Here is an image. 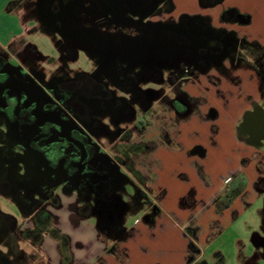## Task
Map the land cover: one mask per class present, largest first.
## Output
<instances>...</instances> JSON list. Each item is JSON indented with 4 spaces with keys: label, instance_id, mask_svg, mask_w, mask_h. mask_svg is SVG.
Segmentation results:
<instances>
[{
    "label": "flooded vegetation",
    "instance_id": "1",
    "mask_svg": "<svg viewBox=\"0 0 264 264\" xmlns=\"http://www.w3.org/2000/svg\"><path fill=\"white\" fill-rule=\"evenodd\" d=\"M175 2H35L41 25L61 36V62L82 55L92 59L90 69L73 74L63 66L46 70L50 59L32 43L0 51V264H35L31 259L37 254L26 261L18 243L36 244L41 252L40 243L56 228L52 208H61L65 197L73 198L69 204L78 214H95L102 229L123 232L119 224L129 205L121 192L130 174H140L130 147L146 152V158L157 143V138L130 142V122L150 120L154 102L164 109L159 118L164 141L181 117L197 110L199 100L185 86L201 77L218 82L225 76L236 87L249 80L264 96V43L241 31L251 16L229 8L222 25H215L208 16L176 14ZM163 69L170 71L168 89L142 87L146 81L165 82ZM251 89L242 97L247 107L240 110L236 129L254 149L242 160L253 176L252 192H243L255 194L263 214L264 110ZM209 110L218 116L214 107ZM148 120L132 125L145 134ZM245 202L246 208L252 204ZM250 244L257 264H264V216Z\"/></svg>",
    "mask_w": 264,
    "mask_h": 264
},
{
    "label": "crops",
    "instance_id": "2",
    "mask_svg": "<svg viewBox=\"0 0 264 264\" xmlns=\"http://www.w3.org/2000/svg\"><path fill=\"white\" fill-rule=\"evenodd\" d=\"M37 1L0 0V51L31 43L26 38L37 30L48 32L33 13ZM185 88L192 99L199 100L197 110L170 128V139L163 141L159 134L150 138H157L155 147L144 162L135 161L139 177L130 174L152 200L151 205L139 208L146 212L143 219L136 217L130 225L126 219L132 208L129 205L119 224L125 232L122 236L111 227L102 229L95 214L80 215L70 204L52 208L54 224L69 238L65 264H197L206 240L222 228L214 211L217 217L227 218L235 213L234 205L246 201L244 192L250 191L253 176L242 160L254 149L240 140L236 124L240 110L247 107L242 97L250 90L245 83L234 86L225 76L218 82L201 77ZM210 107L218 116L209 115ZM167 147L177 152L159 157ZM198 147L202 152L195 150ZM169 181L180 182L182 192L171 189ZM241 183H245V191L229 207L218 209L216 202ZM166 197L171 198L172 206L166 205ZM183 209L181 217L178 210ZM40 245L35 264H62L58 240L47 236Z\"/></svg>",
    "mask_w": 264,
    "mask_h": 264
},
{
    "label": "rangeland",
    "instance_id": "3",
    "mask_svg": "<svg viewBox=\"0 0 264 264\" xmlns=\"http://www.w3.org/2000/svg\"><path fill=\"white\" fill-rule=\"evenodd\" d=\"M175 3L177 6V10L175 12L176 14L180 12H187L208 16L211 19H214L215 25H222L221 17L226 10L229 8H236L241 11L242 14H248L251 16V18H253L252 22H250L248 25L241 26V31H243L242 33L264 43V0H225L223 3H220L215 7L205 5V0H176ZM227 26L230 27L231 24H228ZM26 40L34 44L36 49L42 53L43 56H46L50 59V62H45L43 64V67L46 70H51L52 66H63L68 67L69 71L73 74L74 72L80 70L90 69L93 66L92 59L84 55L80 56L76 62H72L70 64L61 62L59 50L61 36L55 31L42 33L37 30L36 32H33L31 35L27 36ZM162 72L166 77L165 82L157 83L153 81H146L142 83V87L144 89L150 88L158 91L168 89L171 85L168 80L170 71L163 69ZM245 85L247 91L252 90L251 88H253V93H256V98L260 102V107L264 110V96H261L262 92L258 89V87L256 88V83L246 80ZM135 107L137 110L139 109L138 105ZM152 108L154 109V113L152 114L150 120L146 119L149 122V126H147V129H145L146 131L144 130L147 134L138 132L132 125L134 122H138V125L140 126V124H143V122L146 121L145 119H143V122L139 123L135 117L134 120L130 122V130H133L130 142L142 143L144 140H148L159 134L158 132H160L161 129V122L159 118L164 109L162 105L159 104V102H154L152 104ZM196 137H199V135ZM130 151H132V160H138L140 163L146 160V152L144 153L140 149L134 147H130ZM134 152L136 153L134 154ZM176 152L177 149L172 151V149L167 147L166 149H163L158 156L170 157ZM169 184L171 189L176 191L181 190L182 192L183 188H181L182 186L180 185V182H175V184H172V182L169 181ZM124 187L125 190L121 192L122 199L132 207L131 212L127 213L126 219L128 223L132 225L136 217L143 219L146 213L144 210L140 211L139 208H143L142 205H151L152 200L149 196L144 194L130 178ZM250 191L252 192V190ZM251 192L247 193V195L245 194L246 196L244 198L247 203H252L249 207L246 208V202L243 201V203H241L240 201V205L238 207L234 205L235 213L228 215L227 218L217 217V214L214 211L216 219L219 221V223L222 222V228L219 230L215 229V235L206 240L203 256L197 264L259 263L258 260L254 258V252L252 251L250 242L253 240L254 233L263 227L264 213L262 214L261 201L259 199L257 200L255 194ZM70 201H73V198L65 197L62 202L63 206L66 207L67 204L71 203ZM165 202L167 206L173 205V202L169 197L165 198ZM2 203L4 208L9 206L5 200H3ZM62 210L66 209L63 208ZM178 211V215L183 217L181 214L184 213L185 210L183 209ZM26 223L28 225L30 224L29 222ZM67 227L65 228V232L69 230V226ZM102 233L105 238H111L110 234L107 232ZM17 250H21L25 253L24 259H26V261L31 263L32 260V263H34L36 261V257L31 259V254L35 252L37 254L36 256H38V250H40V247L36 244L22 241L18 243Z\"/></svg>",
    "mask_w": 264,
    "mask_h": 264
},
{
    "label": "trees",
    "instance_id": "4",
    "mask_svg": "<svg viewBox=\"0 0 264 264\" xmlns=\"http://www.w3.org/2000/svg\"><path fill=\"white\" fill-rule=\"evenodd\" d=\"M245 187V183H241L237 188L230 189L224 197H222L216 202L217 207L219 209H225L226 207L230 206L233 200L244 191ZM124 234L125 233L122 232L120 235L123 236ZM52 236L59 242V251L63 259L62 264H65L67 260H69V238L68 236L61 233L58 228H55L53 230Z\"/></svg>",
    "mask_w": 264,
    "mask_h": 264
},
{
    "label": "water",
    "instance_id": "5",
    "mask_svg": "<svg viewBox=\"0 0 264 264\" xmlns=\"http://www.w3.org/2000/svg\"><path fill=\"white\" fill-rule=\"evenodd\" d=\"M191 112V111H190ZM190 112H188V113H190Z\"/></svg>",
    "mask_w": 264,
    "mask_h": 264
}]
</instances>
